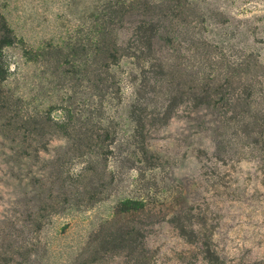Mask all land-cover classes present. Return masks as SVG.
<instances>
[{"label": "rangeland", "instance_id": "1", "mask_svg": "<svg viewBox=\"0 0 264 264\" xmlns=\"http://www.w3.org/2000/svg\"><path fill=\"white\" fill-rule=\"evenodd\" d=\"M145 1L165 0H0L17 36L5 49V87L28 116L62 121L85 113L99 100L89 82L67 72L77 67L57 54L31 60L26 51L68 53L92 36L103 8ZM187 1L193 9L178 38L185 64L196 62L192 54L203 42L218 55L253 53L264 62V0ZM136 20L126 19L123 36ZM177 45L160 39L157 50L171 58ZM112 71L120 88L104 101V122L116 131L109 148H73L51 123L21 128L22 120L0 113V264H264V148L244 146L233 131L226 136L233 148H223L220 114L189 99L156 119L173 101L167 82L158 77L153 91L157 76L132 57ZM141 103L152 112L148 152L134 139L131 111ZM128 199L144 209L116 215ZM132 228L136 250L120 243L96 256L107 234Z\"/></svg>", "mask_w": 264, "mask_h": 264}, {"label": "trees", "instance_id": "2", "mask_svg": "<svg viewBox=\"0 0 264 264\" xmlns=\"http://www.w3.org/2000/svg\"><path fill=\"white\" fill-rule=\"evenodd\" d=\"M189 7L193 9L187 0H165L155 4L145 1L141 6L126 2L112 4L98 12L93 34L88 41L72 47L68 53L59 47L36 54L26 51L31 60H38V56L59 55V62L77 67L75 70L68 69L69 74L75 73L80 81L91 84L98 103L86 109L85 113H69L62 121L55 120L49 113L28 116L21 104L23 100L15 98L5 87L10 72L5 49L17 41V36L7 17L0 12V113H4L10 121L22 120L21 128L27 124H37L40 120L42 122L39 124L51 123L63 132L66 139L71 140L73 148H109L115 143L116 131L109 122H104V101L108 97H117L120 88V81L112 66L125 57H132L139 67H148L157 76L152 84L153 91L159 79H164L168 84V93L173 101L156 119H167L179 101L189 99L195 107L204 105L215 114H220L217 128L221 130L223 139L218 143L223 148H233L234 140L230 137L226 139L230 131L240 136L244 146L264 148V62L253 53L242 52L236 59L231 55H218L209 43L203 42L206 47L203 50L196 47V53L192 54L196 62L192 66L185 64L179 58L185 57L183 52L187 48L178 38L183 33ZM130 17L137 20L128 29L129 34L123 36L120 31ZM160 39L171 45L178 44L177 47L173 46L175 54L171 58L157 50ZM199 41L201 39L192 42ZM70 55L77 57V63L70 59ZM150 114L149 103L134 104L131 111L135 123V143L138 142L144 152H148L144 139ZM143 209V204L128 199L119 203L115 214ZM135 233L139 231L132 228L107 234L99 242L96 256L119 248L120 243L131 251L136 250L141 243ZM142 263L147 262L143 259Z\"/></svg>", "mask_w": 264, "mask_h": 264}]
</instances>
